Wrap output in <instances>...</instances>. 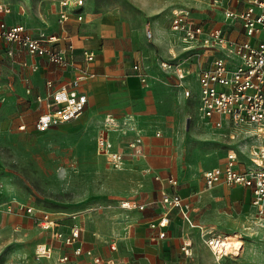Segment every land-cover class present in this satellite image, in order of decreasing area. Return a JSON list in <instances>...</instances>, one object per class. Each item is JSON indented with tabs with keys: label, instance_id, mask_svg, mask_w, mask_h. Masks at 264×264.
I'll return each instance as SVG.
<instances>
[{
	"label": "rangeland",
	"instance_id": "1",
	"mask_svg": "<svg viewBox=\"0 0 264 264\" xmlns=\"http://www.w3.org/2000/svg\"><path fill=\"white\" fill-rule=\"evenodd\" d=\"M58 1L0 0V3L11 7L14 21L37 34L58 30ZM93 1L96 13L121 16L120 30L134 35L133 40L145 50L149 69L156 65L155 38L150 41L146 36L152 19L164 36H170L176 51V56L171 58L195 68L210 65L212 56L201 50H184L180 38L169 30L173 13L190 10L195 19L205 24L225 21L212 0ZM151 4H160V8L152 12ZM260 38L264 39V33ZM14 62L0 58L1 209L4 203L22 201L51 211L78 212L81 214L78 222L84 230V247L114 264H218L203 244L198 229L181 215L172 216L165 237L151 227L156 224L153 207L157 187L167 189L166 184L151 179L156 170L163 176L174 174L179 178L183 196L194 207L190 212L194 224H202L215 234L238 238L244 243L235 264H264V220L233 188L209 190L204 185V171L222 162L228 149L243 153L244 158L253 145L263 142V137L256 129L252 132L250 126L214 129L206 123L198 112L201 88L196 74L187 79L192 97L185 99L179 91L166 85L161 91L164 101L159 110L126 119L120 125L113 124V130L107 124L109 115L88 113L40 132L33 125L42 111L36 99L42 91L41 74ZM175 95L181 97L179 102L175 103ZM109 131L120 134L111 141L124 151L130 152L128 144L140 136L148 144L145 156L150 158L156 154L166 161L150 169L130 156L122 169L111 168L97 144L98 138L108 136ZM126 200H135L146 208L126 210L121 207V202ZM4 214L0 212V264H62L56 256L39 258L35 254V245L41 239L39 232L14 225ZM185 240L191 243L190 254L180 246ZM112 243L116 244V251L111 250ZM15 250L19 254L10 261ZM81 264L93 262L83 257Z\"/></svg>",
	"mask_w": 264,
	"mask_h": 264
},
{
	"label": "built area",
	"instance_id": "2",
	"mask_svg": "<svg viewBox=\"0 0 264 264\" xmlns=\"http://www.w3.org/2000/svg\"><path fill=\"white\" fill-rule=\"evenodd\" d=\"M218 5L227 26L207 27L195 19L190 10L182 9L173 13L170 29L183 43L187 50H201L214 58L210 65L195 68L187 62H177L175 59L162 60L160 66L170 72L183 90L184 96L190 98L193 91L187 79L197 75L201 88L198 112L206 123L214 129H224L228 126H250L252 132L257 130L263 137V142L253 145L252 149L242 157L241 152L228 149L222 163L209 167L204 171L205 188L216 189L221 186L229 188L240 187L250 192L251 206L260 219L264 220V0H212ZM86 0H59L60 23L69 21L72 12L78 21L84 17L78 10L85 6ZM234 4V6H233ZM12 15L9 5L0 3V52H4L11 59H15L17 51H25L33 58H45L50 63L61 67L73 66L67 51L56 47L59 37L45 31L34 34L29 27L20 22L8 23L6 17ZM240 25L244 38H231L229 29ZM149 40L154 38L150 28L146 30ZM258 39H255V38ZM74 46H68L72 51ZM83 55L87 63L95 59V54L85 50ZM25 68L36 72L37 63L21 62ZM134 71L143 83L148 82L149 75L142 64H135ZM96 78V74L88 69H80L69 82L55 86L49 80L46 83V96H37V101L44 106L34 123L36 131H46L54 127L65 125L80 118L86 111L89 97L82 90L83 85ZM31 90L29 89L28 92ZM25 126H22L24 128ZM251 132V133H252ZM99 151L108 165L115 169H122L128 158L145 156V143L142 137L130 141V152L115 149L108 137L98 138ZM157 181H162L159 175ZM166 183L170 191H164L156 201L159 215L152 228L158 229L161 237L168 233V227L174 212H178L200 232L203 244L210 250L218 264H235L244 248L237 249L227 236L215 234L202 224H194L190 212L194 208L192 203L179 192L181 186L177 176H169ZM0 207V212L16 217H29L32 224L43 236L35 245V254L39 258L51 259L56 256L62 264H81L83 257H88L93 264H114L110 260L94 253L92 249L84 247L83 226L78 221L80 213L51 211L32 203L10 201ZM126 210H145L146 205L135 200L121 202ZM112 251L117 250L115 243L110 245ZM182 250L190 254L191 243L183 242ZM19 254L15 250L10 261ZM58 254V256H57Z\"/></svg>",
	"mask_w": 264,
	"mask_h": 264
},
{
	"label": "crops",
	"instance_id": "3",
	"mask_svg": "<svg viewBox=\"0 0 264 264\" xmlns=\"http://www.w3.org/2000/svg\"><path fill=\"white\" fill-rule=\"evenodd\" d=\"M142 3L143 1L141 4ZM146 6L150 7V5ZM93 7L94 1L86 0L85 6L78 10V13L82 14L84 17L83 21H78L75 17L76 13L72 12V17L69 21L60 23L58 21V1L56 9V23L58 24V30L47 32L49 34H55L59 37L56 47L63 51H67V55L73 62V66L67 68L61 67L50 63L45 58H33L25 51H17L15 59H11L4 52H0V58L2 57L14 60V63L26 70L29 69L21 65V62L23 61L37 63L39 65V69L36 72L41 74L43 85L42 91L36 95V98L39 95H47L48 89L46 83L49 80H51L57 87L73 79L80 69L86 68L89 71L95 73L96 78L86 83L82 87V90L86 92L89 97V102L84 114L88 115V113H92L99 115H109V123L107 124H109L110 130H113L114 128L113 124L120 125V123L126 119L129 121L130 118L135 119L138 115H145L146 113L150 114L152 113L153 109L159 110L162 102L164 101L161 91L162 89L164 90L166 85L172 86L175 90L179 91V93L185 99H187L184 96L183 90L178 86L176 78L170 72L164 71L160 66V62L162 60H169L172 59V56H176V51L172 41L170 40V36L163 35V32L159 26H156L155 19H152L147 26V28H150L154 33V49L156 58L155 67L153 66V69H149L146 65L147 62L145 50L133 40L135 38L134 35L130 31L120 30L121 16L115 13H96V11L93 10ZM151 7L153 12L160 8V4H151ZM6 20L10 24L18 23L14 21L13 14L6 17ZM205 25L207 27L227 26V23L224 21L219 22L216 25L211 23H206ZM169 30L171 29L169 28ZM229 34L231 38L238 40H242L244 38L242 28L238 24L229 29ZM71 44L74 46L72 51L68 50V46ZM85 50L91 51L95 54V59L90 63L86 62V59L83 55ZM209 54L212 56V58H214L215 55H212L211 53ZM165 56L166 58H164ZM205 61L209 62V58ZM137 63L144 65L146 68L149 75L147 83H143L134 71L133 66ZM174 98L175 103L181 100L180 96L175 95ZM41 110V113L45 110L42 104ZM128 129H130V127H128ZM115 135L120 137L118 132L113 133L111 131H109L107 137L115 149L123 150L121 147L115 145L111 141V138ZM146 148L148 152V144L145 142V151ZM138 161H140L144 167H150V169H154L153 167L161 166L166 160L163 157L155 154V156L150 158L149 155L144 156V159H138ZM128 162L129 161L127 160L126 164H128ZM152 174L153 175L151 179H153V181L158 184L161 183V185H167L166 190L165 187H157L158 200L164 191L171 190L169 185L166 183V178L173 176L174 174L163 176L161 172L156 170H153ZM156 175H159L162 178V181H157L155 179ZM181 186L179 188V192L183 196ZM222 187L224 186L218 188ZM233 190L237 193L239 198L246 199L247 202L251 203L252 196L248 190L240 187H235ZM153 209L156 213V217H154L156 220L160 212L157 204L153 207ZM174 214L179 213L174 212L173 215ZM4 215L9 216L10 221L15 223L14 225L24 228L29 227L32 230H37L38 233V229L32 224V221L29 217H16L9 214ZM42 239L43 236H41L40 240ZM180 246L182 248L183 243H181Z\"/></svg>",
	"mask_w": 264,
	"mask_h": 264
},
{
	"label": "bare ground",
	"instance_id": "4",
	"mask_svg": "<svg viewBox=\"0 0 264 264\" xmlns=\"http://www.w3.org/2000/svg\"><path fill=\"white\" fill-rule=\"evenodd\" d=\"M229 239L231 240L232 244L236 246L237 249L244 248V243L238 241V238L229 237Z\"/></svg>",
	"mask_w": 264,
	"mask_h": 264
}]
</instances>
